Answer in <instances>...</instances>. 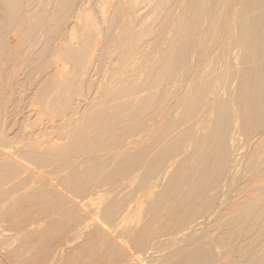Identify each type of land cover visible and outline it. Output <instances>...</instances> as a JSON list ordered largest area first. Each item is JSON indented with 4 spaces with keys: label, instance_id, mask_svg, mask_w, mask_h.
I'll use <instances>...</instances> for the list:
<instances>
[{
    "label": "bare ground",
    "instance_id": "obj_1",
    "mask_svg": "<svg viewBox=\"0 0 264 264\" xmlns=\"http://www.w3.org/2000/svg\"><path fill=\"white\" fill-rule=\"evenodd\" d=\"M0 225L17 264H264V0H0Z\"/></svg>",
    "mask_w": 264,
    "mask_h": 264
},
{
    "label": "rangeland",
    "instance_id": "obj_2",
    "mask_svg": "<svg viewBox=\"0 0 264 264\" xmlns=\"http://www.w3.org/2000/svg\"><path fill=\"white\" fill-rule=\"evenodd\" d=\"M101 2L102 1H100V4L98 5V3H97V5H93V6H95V8H93L92 7V11H91V13L93 12L95 15H96V17L98 16V17H101V13H100V15H97V14H99L98 12V10H101V9H97L96 7H98V8H100L99 6H101ZM104 2V1H103ZM102 2V3H103ZM95 3H96V1H95ZM94 3V4H95ZM95 11V12H94ZM98 11V12H97ZM101 12V11H100ZM228 16V15H227ZM14 37V36H13ZM11 38V37H10ZM12 39V38H11ZM75 46L76 45H78L79 46V42L78 41H74V43H73ZM23 57L24 56H22V59H20L21 58V56L19 57H16L17 59H19V60H17L18 61V64H22L23 62V65L24 64H26L27 62L26 61H28V58L30 57V56H25L24 57V60H23ZM28 57V58H27ZM20 62V63H19ZM26 62V63H25ZM29 62V61H28ZM15 64H16V62H15ZM17 64V65H18ZM29 64V63H28ZM27 64V65H28ZM27 65H25V67L24 66H22V65H19L18 66V68H17V71L15 72V74L16 75H18V77L19 78H21V79H25L24 78V76H22V75H25V73L27 74V73H29V71H30V73L32 72V70H31V68L30 69H27L26 67H27ZM69 66V65H68ZM20 68H24L23 70L22 69H20ZM29 68V67H28ZM22 70V71H24V72H20V71ZM29 70V71H28ZM17 72H20L19 74H21V75H19V74H17ZM34 72V71H33ZM102 73H103V71H102ZM36 75V71H35V73H31V75ZM101 74V73H100ZM100 74L96 77V83L98 82V79H99V81H100V79L102 78L101 76H100ZM23 77V78H22ZM26 77V76H25ZM34 79V78H33ZM32 79V80H33ZM103 79V78H102ZM101 79V80H102ZM29 80V79H28ZM28 80H26L25 79V85H27V84H29L30 83V81H32V80H29V82H28ZM18 96V95H17ZM24 99V98H23ZM179 99V98H178ZM177 99V100H178ZM22 101H24L23 103L24 104H22L23 106H22V113H21V115H20V119L21 120H23V118H24V120H25V116L26 115H28L27 113H28V106H29V103L28 102H31V101H29L28 99H24V100H22ZM38 100H35L34 102L32 101V103H34V104H31L32 105V111H31V114H30V119L29 118H27V117H29V115L26 117V120L25 121H23L22 123L23 124H21V121H18V124H21V125H23V126H25L24 124H26V128H27V126H28V128H27V132L29 131V132H31V131H33V130H35L36 128H38L37 126H35V124L33 125V121L34 120H37L38 118H42V119H45V118H47V116L46 115H48V113L46 114L45 113V115H44V113L43 112H41L42 113V115L43 116H41L40 115V113H38V111H36V109H40V106L42 107V105H41V103H40V101L39 102H37ZM36 102V103H35ZM38 103V104H37ZM40 103V104H39ZM26 104H28V105H26ZM26 105V106H25ZM35 107H34V106ZM39 107V108H38ZM34 108H35V110H34ZM25 110V111H24ZM33 112V113H32ZM35 112H37V114H39V116L35 113ZM36 114V115H35ZM35 115V116H34ZM38 116V117H37ZM33 117H35V118H33ZM29 122H31V123H29ZM34 126V127H33ZM17 128V127H16ZM31 128V129H30ZM35 128V129H34ZM29 129V130H28ZM14 130H15V128H14ZM22 131H25V129L23 130V129H21V133H22ZM9 132H11V131H9ZM27 132H24V134L22 133V134H20L17 138V140L18 141H22L21 140V138L23 139V137H24V139L25 138H27L26 136H25V134H27ZM12 133H13V130H12V132L10 133V135H12ZM30 134V133H29ZM150 134H153V135H155V133L153 132V133H150ZM23 135V136H22ZM48 136H50L53 140H54V142H58L59 140L57 139L58 138V136L57 135H55V134H49ZM43 137H45V136H43ZM23 139V140H24ZM56 139V140H55ZM247 146H245L244 147V150H243V152L244 153H246L245 151H248V156L250 155V150L249 149H247ZM246 175V174H245ZM245 179H244V178ZM243 177H241L240 178V180H238L237 182H234V184L235 185H233V188H231L230 189V192H229V195L226 197L225 195H222L221 197H220V199L218 200L219 202L212 208V210H210V212H215V210H216V212H219L218 213V215H217V218L219 219L220 217H222L223 215H225L226 213H224V212H226V211H224V209L225 210H228L231 206H229V205H232L233 203H235L238 199H240V198H237L236 197V195L237 194H239V187H241L242 186V184H245L246 182H247V180L249 181V176L247 177V176H243ZM243 178V179H242ZM54 184L55 185H58L57 184V180H55V182H54ZM241 185V186H240ZM58 186H60V185H58ZM59 189H60V187H58ZM238 188V189H237ZM61 189H62V186H61ZM236 190H238V192L236 191ZM62 191L64 192V194H66V195H68L67 194V192L66 191H64L63 189H62ZM228 191L229 190H224V191H222V192H226V195H227V193H228ZM235 191V192H234ZM66 192V193H65ZM112 191L110 190V188L108 187V186H104L103 188H102V191H101V193H100V198L102 199V200H104V199H106L107 197H109V198H107L108 200L109 199H111L112 197V193H111ZM237 192V193H236ZM236 194V195H235ZM231 195H233V197H231ZM69 196L71 197V194H69ZM149 195L147 194V196H146V194L145 195H143V196H140V198L137 200L138 202H141L142 203V205H138L139 203L137 202V201H134L135 203H134V207H133V209L134 210H132V212H145L146 210H147V208L146 207H148V203H150L151 202V199H150V201H148V198L149 197H151L152 198V200H154V195L152 196V195H150L149 197H148ZM225 196V197H224ZM145 197V198H144ZM148 197V198H147ZM224 197V198H223ZM235 197V198H234ZM239 197H240V195H239ZM225 198H227V200L225 199ZM230 198H232V199H230ZM106 199V201H108ZM223 199H225V201H227V203L223 200ZM77 200H79V199H77ZM100 200V199H99ZM220 200H222V201H220ZM236 200V201H235ZM148 201V203H146V202ZM231 201H233L232 203H230ZM235 201V202H234ZM137 202V203H136ZM222 202V203H221ZM140 203V204H141ZM220 203V204H219ZM224 203V204H223ZM223 204V205H222ZM138 205V206H137ZM84 206V205H83ZM85 207V206H84ZM139 207H142V208H139ZM86 208V210L87 211H89L88 210V208L87 207H85ZM138 208H139V211H138ZM144 208V209H143ZM220 208V209H219ZM228 208V209H227ZM142 209H143V211H142ZM141 210V211H140ZM145 210V211H144ZM218 210V211H217ZM221 211L224 213H222L221 214ZM146 212H148V211H146ZM228 213H230V212H228ZM222 215V216H220V215ZM138 218V217H137ZM137 218H135V220L137 219ZM218 219H216V220H218ZM5 223V222H4ZM1 225H5V224H3V222H2V224ZM1 225H0V264H17V262H16V258H14L12 255H13V252L11 251V250H14V248H15V246H13V245H11L10 246V242H8L10 239H11V233H10V231L8 232V231H5V229L3 228V227H1ZM5 236H6V238H5ZM1 237H2V239H1ZM3 238H5V240L3 239ZM8 242V243H7ZM247 242V244L246 245H249V242L248 241H246ZM8 244H9V246H8ZM244 244H245V242H244ZM246 245H244L243 247H245ZM6 246H8V247H6ZM71 246V245H70ZM250 246V245H249ZM248 246V247H249ZM11 247H13V248H11ZM247 247V246H246ZM247 247V248H248ZM251 248H253V246H250ZM10 248H11V250H10ZM219 250V249H218ZM11 253V254H10ZM237 257H239V255H237ZM242 260H240L239 261V263L240 264H242V263H244V264H252V262H247V261H243L242 263ZM246 262V263H245Z\"/></svg>",
    "mask_w": 264,
    "mask_h": 264
}]
</instances>
